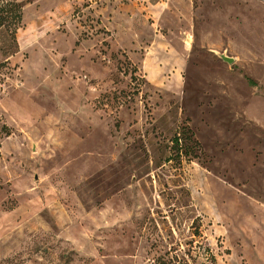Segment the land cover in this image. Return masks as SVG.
<instances>
[{
    "label": "rangeland",
    "instance_id": "374dc122",
    "mask_svg": "<svg viewBox=\"0 0 264 264\" xmlns=\"http://www.w3.org/2000/svg\"><path fill=\"white\" fill-rule=\"evenodd\" d=\"M106 2L0 0V264H264V0Z\"/></svg>",
    "mask_w": 264,
    "mask_h": 264
},
{
    "label": "crops",
    "instance_id": "0c3cea01",
    "mask_svg": "<svg viewBox=\"0 0 264 264\" xmlns=\"http://www.w3.org/2000/svg\"><path fill=\"white\" fill-rule=\"evenodd\" d=\"M106 1H107L106 5H105L106 7L108 6L109 8H113V9H114V7H116V10L122 9V6L124 4L121 2L116 4V0H106Z\"/></svg>",
    "mask_w": 264,
    "mask_h": 264
},
{
    "label": "water",
    "instance_id": "95a60500",
    "mask_svg": "<svg viewBox=\"0 0 264 264\" xmlns=\"http://www.w3.org/2000/svg\"><path fill=\"white\" fill-rule=\"evenodd\" d=\"M221 57H222L223 60H226L227 62H232L233 61L232 58H230V57H228V56H226L224 54H221Z\"/></svg>",
    "mask_w": 264,
    "mask_h": 264
},
{
    "label": "trees",
    "instance_id": "16d2710c",
    "mask_svg": "<svg viewBox=\"0 0 264 264\" xmlns=\"http://www.w3.org/2000/svg\"><path fill=\"white\" fill-rule=\"evenodd\" d=\"M1 21V20H0ZM175 141H176V144L179 145L180 142H181V139L180 138H175Z\"/></svg>",
    "mask_w": 264,
    "mask_h": 264
}]
</instances>
